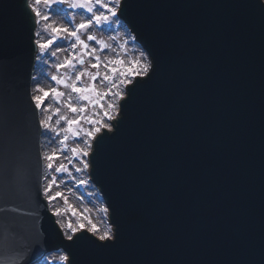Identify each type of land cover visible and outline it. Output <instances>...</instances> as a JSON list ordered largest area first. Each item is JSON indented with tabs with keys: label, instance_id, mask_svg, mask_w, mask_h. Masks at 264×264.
Segmentation results:
<instances>
[{
	"label": "water",
	"instance_id": "1",
	"mask_svg": "<svg viewBox=\"0 0 264 264\" xmlns=\"http://www.w3.org/2000/svg\"><path fill=\"white\" fill-rule=\"evenodd\" d=\"M263 1H124L121 16L154 71L122 101L115 131L96 141L92 174L118 234L96 248L64 241L46 208L41 222L34 213L43 204L37 123L20 90L34 17L25 0H0V115L31 184L30 200L0 199L22 209L0 212V244L15 229L18 243L38 232L30 256L57 244L72 264H264Z\"/></svg>",
	"mask_w": 264,
	"mask_h": 264
},
{
	"label": "snow or ice",
	"instance_id": "2",
	"mask_svg": "<svg viewBox=\"0 0 264 264\" xmlns=\"http://www.w3.org/2000/svg\"><path fill=\"white\" fill-rule=\"evenodd\" d=\"M29 8H31L36 17L35 24H43V31L47 33V36L42 39L34 40L38 47V50L41 53H46L50 48L55 44V50L51 51V56L55 57L58 52L65 51L61 49L57 44L58 41L70 42L69 47L72 50L68 56H65L62 62L56 63L54 67L59 69H65V75L57 76L56 74L51 75V81H54L57 85H63L66 89L71 91L67 93V102L65 107L72 113H80L85 111L84 106L79 108L74 106L72 103V93H78L81 100H91V96L86 95L85 93L97 92L95 85L90 87H77L76 82L80 81L82 77L88 76L91 81H96L97 77L100 76L98 69L101 65V57L96 55V49H92L88 55L92 56L95 60V63L91 64L92 68L97 69V72L94 74L89 69L83 68L74 73L75 79L69 83L71 77H67L66 73L68 69H74L76 64H83V54L89 48L87 41H97L95 35L90 34V30L95 26H101L104 24H109L112 22L118 23L120 20V13L122 11L124 0H25ZM41 4L44 6L42 11L39 7ZM54 5H67L71 9H84L90 15L86 19H82L81 22H75V14L66 21V23L61 24L53 19V16L60 12L58 8H54ZM36 36L40 35V32L34 33ZM82 34L87 36V40L82 38ZM134 40L135 37H132ZM103 48L109 47L104 41H97ZM80 47L82 50L79 54L76 53L77 47ZM150 53L141 52L140 57L131 61L128 66L125 65V61L117 57L114 60H108L104 64L107 71L101 77V82H107V85L111 87L108 88V91L104 95H108L109 92L115 97L123 99L131 90H133L137 84L141 81L137 77H146L151 78V74L154 71V64L152 59L149 58ZM36 59H40L39 56ZM122 66V67H118ZM111 73L109 75L108 73ZM120 85H124L123 88H120ZM131 86V87H129ZM119 89L118 91L112 92V89ZM34 91L37 93L31 96V100L34 102V105L37 109L41 108L45 104L46 99L51 95L55 99L59 100L61 97L65 96L66 93L58 90L57 87L45 88L40 83H37ZM99 95V93H97ZM97 103V101H93ZM109 109H114L119 112V107L117 103L113 102L107 105ZM59 113L60 109H56ZM107 117V122H102L100 120H90L88 121L91 124H98L99 127H95L92 130L85 131L87 137H97V134H101L102 138L103 130L108 132L114 131L115 125L112 121L115 119V116L110 115L109 112L105 111L103 114ZM61 119L64 120L67 124V128L63 131L70 132L74 136H78L79 132L74 131L72 126L74 124H79L80 118L76 120L68 119L67 116H61ZM50 116H43L38 121V124L44 129H50L53 132H56L57 136L60 135L61 130L52 128L50 125ZM41 135H47V133H41ZM13 129L10 122H6L2 115H0V176L4 177V186L3 190L0 191V199L2 198H12L23 196L27 199H31V184L30 177L23 159L16 153L13 143H12ZM68 139L67 135L63 136V139L60 140L61 144L66 146V141ZM91 147V145H89ZM73 153L87 155L86 151L73 149ZM59 151L52 150L44 154L43 159L46 162V169H51L54 172H65L67 169L65 165L61 164L57 167H54L55 161L58 159ZM88 163L83 164V168H88ZM82 169H77L81 171ZM47 179L46 175L44 177ZM83 183V181H81ZM56 185V177L53 176L47 183L43 186L38 185L37 195L42 193L46 196L47 200L53 201L57 197H62L63 193L57 191L54 195L51 194L52 187ZM65 203H67V198L64 197ZM8 206L0 208V212L8 213L13 212L17 214L22 213V209L10 203L9 199L5 200ZM102 212L107 213L108 208H102ZM75 214V210H73ZM27 215L28 213H23ZM55 216H60V209H54ZM60 223V221H56ZM90 225V226H89ZM68 228L71 229L72 235H67L66 239L71 244H75L78 240L84 239L87 240L90 244L94 245L96 248H108L115 245L118 240V234L113 230L112 226L109 225L106 227L98 236L97 226L88 220L87 224L81 223L78 228L73 227L71 223L68 224ZM80 233L77 235V233ZM85 233H91V235H85ZM18 233L15 229H9V236L7 239L0 244V264H29L28 254L32 251L34 244L39 243L38 232L33 234L32 240L30 242L18 243L17 241ZM59 251V249H57ZM72 264V258L68 252L61 254L58 259H53L51 264ZM47 264V261L45 262Z\"/></svg>",
	"mask_w": 264,
	"mask_h": 264
},
{
	"label": "rangeland",
	"instance_id": "3",
	"mask_svg": "<svg viewBox=\"0 0 264 264\" xmlns=\"http://www.w3.org/2000/svg\"><path fill=\"white\" fill-rule=\"evenodd\" d=\"M41 10H44L43 4L39 6ZM54 8H58L61 11L58 12L53 16V19H57L56 21L64 24L66 21L71 19L73 14H75V22L79 23L81 22L82 19H86L90 14L86 12L84 9H71L68 8L67 5H54ZM122 21L119 20L118 23L112 22L109 24H104L101 26H95L90 30V34L95 35L97 37V41H104L105 44H107L109 47L103 48L102 45H100L97 41H87L89 44V48L84 51L83 54V60L84 63L81 65L79 63L76 64L74 69H68L66 76L71 77V80L75 79L74 73L76 71H79L83 68L89 69L92 73H96L97 69L92 68L91 64L95 63V60L92 56L88 55L89 52L92 51V49H96V55H105L108 56L110 54V60H114L117 57L125 61L124 66H128L131 61L137 59L140 57V53L142 52V48L137 44L134 43V40L132 37L134 35L131 32H128V29L125 28L123 24H121ZM40 32L39 38L42 39L47 36V33L43 31V24L41 23L39 26ZM126 33V36H125ZM130 33V35H129ZM82 38L87 40V36L82 34ZM66 43V44H65ZM70 42H65V41H58L57 44L61 47L65 45V52L63 55L62 51L58 52L55 57L51 56V51L55 50L56 45L54 44L52 48L49 49L48 52L46 53H41L40 54V59L45 62V75L44 79H46L50 85L49 88L51 87H57L59 91L68 93L70 90L67 91V89L63 85H57L55 82L51 81L50 77L53 74H56L57 76L65 75V69H59L57 70L54 65L56 63L62 62L65 56H68L69 53L72 51L69 47ZM77 54H79L82 50L78 46L77 49L75 50ZM144 52V51H143ZM107 63V61H102L101 64L104 65ZM122 67V66H118ZM100 76L97 77L96 81H91L88 76L82 77V79L79 81V83L76 85L77 87L85 88V87H90L92 85H95L97 92H89L85 93L86 95L91 96V100H81L80 106L85 107L84 112L80 113H74L76 117L72 118L70 117L72 112H70L66 107H65V96L61 97L59 100L55 99L54 97H48L46 99L45 103H54L55 108H59L60 111L56 115L52 114V119L55 122L60 121V126L56 127V129L61 130L60 135L57 136V142L56 145H58V150H59V155H63L64 158L70 159L69 164L70 166L67 165L66 160L62 162V159L58 158L55 163L54 167H57L61 164L65 165L66 171L65 172H54L53 170L50 169V175L45 173L44 177L46 175L47 179L44 178V185L47 183L48 180H50L53 176L56 177V185H54L51 189V194H55L57 191L62 192L63 196L62 197H57L55 200L50 201V206L51 209L54 211V209H60V216L57 217L62 226L64 227L65 230V236L71 235V229L68 228V224L71 223L73 227L79 226V224L84 223L87 224L88 220H91L93 224L97 226L98 232L96 235L98 236L106 227L109 226L108 221L105 219L104 212L101 211L102 209V204L101 198L96 195L95 193V187L92 185L90 180H88L86 173L84 172L83 164L86 163V158L82 154H75L73 153V149H77L78 152L81 150L80 145L77 146V143L80 144L81 138L85 139V144L84 148L88 147L90 143V137H87L85 135V131L87 130H92L95 127H99L98 124H91L88 121L90 120H100L102 122L106 121V118H104L103 114L106 108V105L104 104V99L101 98L103 95L101 89L98 87V85L103 84L101 81V77L103 76L102 73L100 72V69H98ZM102 86V85H101ZM108 88L111 87L110 85H107ZM124 85H120V88H123ZM103 90V89H102ZM119 89L113 88L112 92L118 91ZM99 93V95H97ZM110 96L113 98L111 92H109ZM108 97V96H107ZM116 98L113 99V102L116 103ZM109 99V98H108ZM93 101H97V103H93ZM52 105V107H54ZM114 109H111L113 111ZM61 116H67L69 119L76 120L78 117L80 118L79 124H74L72 126L74 131H78L79 135L74 136L70 132L63 131L64 129L67 128L66 122L63 123L61 122ZM55 118V119H54ZM67 135L68 139L66 141V146L64 144L60 143V140L63 139V136ZM74 166V167H73ZM75 166L77 169H82L81 171H76ZM49 170V169H48ZM72 176L74 182L77 180L83 181L81 183V186H78L76 182V186L74 187V195L69 193V182L68 178L69 176ZM63 181L65 185L67 186L68 189H66L67 193L63 192V187L61 186ZM72 181V180H71ZM70 181V183H71ZM72 196H71V195ZM64 197L67 198V203L64 201ZM85 205L90 206L93 208L95 211L94 213H90L88 209H86ZM73 210H75V214L73 213ZM102 223V224H101ZM104 225V226H102ZM90 226V225H89ZM65 251L61 250L59 251V254H51L49 255L46 259L45 262L47 261V264H51V261L53 259H58V257L63 254ZM45 262H42L41 264H45ZM59 264H63V262H59Z\"/></svg>",
	"mask_w": 264,
	"mask_h": 264
},
{
	"label": "bare ground",
	"instance_id": "4",
	"mask_svg": "<svg viewBox=\"0 0 264 264\" xmlns=\"http://www.w3.org/2000/svg\"><path fill=\"white\" fill-rule=\"evenodd\" d=\"M55 20H57V19H55ZM126 28V27H125ZM125 36H126V33H125ZM66 44V43H65ZM61 49H65V45L63 46V47H61V46H59ZM64 52L65 51H62V53H60L61 55H63L64 54ZM100 57H101V60L102 61H108V60H110V54L108 55V56H105V55H100ZM100 72L102 73V75H104L105 74V72L107 71V69H105V67H104V65H100ZM44 70H45V63L44 62H41V68H36V84L37 83H40L42 86H44L45 88H49L50 87V85H49V83H48V81L46 80V79H44V75H45V72H44ZM109 75H111V73L109 72L108 73ZM69 83H71L72 82V80L70 81H68ZM101 82V81H100ZM79 83V81H77L76 82V85ZM102 85V86H101ZM101 85H98V87L101 89V91H102V93H103V95L101 96V98L102 99H104V104L106 105V108H105V111H107V112H109V114L110 115H113V116H115V118L117 117V115H118V113L119 112H117L116 110H113V111H111V109H109L108 107H107V105L108 104H110V103H113V99L115 98V97H111L110 96V94L108 93V95H104V93L106 92V91H108V86H107V82H103V84H101ZM35 86L36 85H32L31 86V92H32V94L33 95H35V94H37L35 91H34V89H35ZM103 89V90H102ZM68 90H70V89H67V91ZM71 91V90H70ZM108 96V97H107ZM49 97H51V96H49ZM109 98V99H108ZM119 97H117L116 98V103H117V105H118V107H119ZM65 103L67 102V94L65 95ZM80 98H79V96H78V94L77 93H72V103L74 104V106H76V107H80ZM52 105L54 106V103H52L51 101H50V103H45L44 104V110H43V106H41V115H42V118H43V116H50L51 117V120H50V125H51V127L52 128H56V127H59L60 126V121L57 123V122H55V121H53V119H52V114L53 115H56L57 113V111H56V108H55V106L54 107H52ZM104 111V112H105ZM104 116V115H103ZM70 117H72V118H74V117H76L75 116V114L73 113V114H71L70 115ZM104 118H106V121H104V122H107V117H105L104 116ZM55 119V118H54ZM69 119V118H68ZM61 120V122H63V123H65V121L64 120H62V119H60ZM112 123H113V121H112ZM100 126V125H99ZM44 133H47V135H43V139H42V153H43V156H44V154H46V153H48L49 151H52V150H58V145H56V142H57V137H56V132H53V131H51L50 129H44ZM92 141H93V137L91 138V141H90V143H89V145H91V147H89V145H88V147H86V148H84V144H85V139H83V138H81V140H80V144L79 143H77V146H79L80 145V148H81V150H83V151H86L87 152V155H86V162L88 163V165H89V156H90V153H91V150H92ZM58 143V142H57ZM59 151V150H58ZM65 157V156H64ZM63 157V155L61 154V155H58V158L60 159H62V162L64 161V160H68V158H64ZM66 160V163H67V165L68 166H70L71 164H69V162L68 161H70V159L67 161ZM44 164H46V162L44 161ZM74 167V166H73ZM89 168V167H88ZM88 168H86V169H84V172L86 173V175H87V177H88V174H89V171H88ZM75 170L77 171V168H76V166H75ZM45 173H47V174H49L50 175V169L48 170V169H46V167H45ZM70 178H68V182H69V189H70V191H68L69 193H71L72 195H74V191H75V189H74V187L76 186V182L78 181V182H80L81 183V180H77L76 182H74V180H73V178H72V176L70 175L69 176ZM72 180V181H71ZM70 181H71V183H70ZM61 182V181H60ZM62 183V187H63V192L65 193H67V191H66V189H68L67 188V184L65 185V183L62 181L61 182ZM98 190V189H97ZM95 193H96V195L98 194V191H95ZM70 194V195H71ZM71 195V196H72ZM101 195V194H100ZM102 206H103V204H102ZM85 207H86V209H88V211L90 212V213H94V209L93 208H91L90 206H88V205H85ZM104 215L105 216H107V213H104ZM102 224V223H101ZM102 226H104V225H102Z\"/></svg>",
	"mask_w": 264,
	"mask_h": 264
}]
</instances>
